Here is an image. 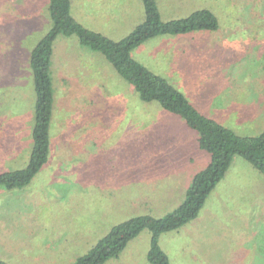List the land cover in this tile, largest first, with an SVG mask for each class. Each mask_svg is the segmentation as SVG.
<instances>
[{
	"label": "rangeland",
	"instance_id": "374dc122",
	"mask_svg": "<svg viewBox=\"0 0 264 264\" xmlns=\"http://www.w3.org/2000/svg\"><path fill=\"white\" fill-rule=\"evenodd\" d=\"M194 1L216 16V30L158 35L131 55L206 116L256 135L264 127V0H156L163 21L188 15L187 6L177 13L179 2ZM47 7L48 0H0V172L23 167L30 153L29 55L51 26ZM71 15L117 40L144 20V8L142 0H71ZM69 58L87 71L67 68ZM50 72L48 161L28 185H0V259L7 264H74L114 224L175 209L209 162L195 131L157 103L140 101L75 35L57 36ZM148 238L143 230L104 264H150ZM159 243L171 264H264L262 174L235 155L197 217L161 234Z\"/></svg>",
	"mask_w": 264,
	"mask_h": 264
},
{
	"label": "trees",
	"instance_id": "16d2710c",
	"mask_svg": "<svg viewBox=\"0 0 264 264\" xmlns=\"http://www.w3.org/2000/svg\"><path fill=\"white\" fill-rule=\"evenodd\" d=\"M142 2L145 11L143 22L126 37L113 41L78 22L71 15V0H48L51 26L29 55L35 93L30 153L23 167L0 172V185L7 190L22 188L48 161L55 104L50 66L53 43L59 35H75L82 46L100 52L116 73L133 86L140 101L155 102L165 111L179 116L188 128L196 132L198 146L209 154V162L192 176L183 201L175 209L161 217L145 213L114 224L86 253L77 256L74 264H104L117 257L127 243L143 230L150 233L147 261L150 264H171L159 243L161 234L177 230L197 217L235 155L246 159L264 178V127L256 135L236 133L203 114L164 77L152 72L131 55L135 47L158 35L216 30L219 27L216 16L208 9H199L185 17L163 21L156 0ZM0 264L7 263L0 259Z\"/></svg>",
	"mask_w": 264,
	"mask_h": 264
},
{
	"label": "crops",
	"instance_id": "0c3cea01",
	"mask_svg": "<svg viewBox=\"0 0 264 264\" xmlns=\"http://www.w3.org/2000/svg\"><path fill=\"white\" fill-rule=\"evenodd\" d=\"M160 2H162V0H160ZM195 3H191V4H187L186 5V3H184V2H179V9H178V12L177 13H179L180 14V12L181 11H186V9H185V7L187 6V7H190V9L188 10V12H189V14L191 13V12H193V11H195V10H199V6L200 5H197V2L196 1H194ZM157 3V2H156ZM72 6L74 7L75 6V2L74 1H72ZM157 6H158V4H157ZM143 8H144V6H143ZM159 9V8H158ZM160 12V11H159ZM161 16V15H160ZM187 16V15H186ZM185 17V16H184ZM144 18H145V11H144ZM176 18H181V17H174V18H169V19H167V20H171V19H176ZM167 20H164V21H167ZM78 21V20H77ZM143 22V21H142ZM140 24V23H139ZM139 24H137V25H139ZM136 25V26H137ZM135 26V27H136ZM134 27V28H135ZM86 28H88V27H86ZM134 28L129 32V33H131L133 30H134ZM89 29V28H88ZM92 30V29H91ZM93 31H95V30H93ZM96 32H99V31H96ZM99 33H101V34H103L102 32H99ZM128 33V34H129ZM128 34H126V35H124V36H122V37H120L119 39H117V40H113V39H111V38H109V36H107V35H104V36H106L107 38H109V39H111V40H113V41H119L120 39H122V38H124V37H126ZM141 45V44H140ZM133 57V56H132ZM134 58V57H133ZM135 59V58H134ZM66 60V59H65ZM136 60V59H135ZM167 60H170V59H167ZM194 60H196V62H197V67H199V69L201 70V73H202V68H201V61H202V57L201 56H199V55H196V58L194 57ZM78 63V61L77 60H75L74 58H69L68 60H66V67L67 68H71V69H74L75 70V68H79V67H82V68H85L84 66H81V65H78L77 64ZM83 71H87L86 70V68L83 70ZM82 71V72H83ZM84 73V72H83ZM83 73H78L79 74V76H83ZM200 75H202V74H199L198 76H200ZM75 84H79L78 82H75ZM88 84V85H87ZM87 84H86V82H84V85L83 86H85V87H89L90 86V82H87ZM248 237V236H247ZM133 239V238H132ZM149 239V238H148ZM129 243V242H128ZM127 246V245H126ZM143 246H144V243H143ZM124 250V249H123ZM248 252H249V254H250V252L251 251H249L248 250ZM118 257V256H117ZM117 257H115V258H117ZM112 259V258H111ZM110 260V259H109ZM251 260V259H250ZM108 261V260H107ZM106 261V262H107ZM116 261V260H115Z\"/></svg>",
	"mask_w": 264,
	"mask_h": 264
}]
</instances>
